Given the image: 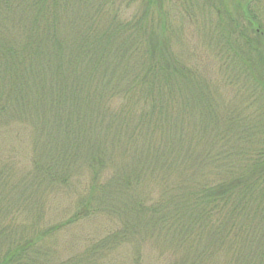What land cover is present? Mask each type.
Masks as SVG:
<instances>
[{
    "label": "trees",
    "instance_id": "1",
    "mask_svg": "<svg viewBox=\"0 0 264 264\" xmlns=\"http://www.w3.org/2000/svg\"><path fill=\"white\" fill-rule=\"evenodd\" d=\"M81 1L0 0V134L20 145L19 130L33 131L31 172L0 166V215L17 188H72L89 173L66 220L18 239V221H0V264H108L126 245L136 264L147 245L157 264H264V0L231 12L209 2L228 84L263 104L246 114L171 50L153 0L129 19L116 0ZM144 183L153 189L142 194ZM102 215L118 222L82 254L47 245Z\"/></svg>",
    "mask_w": 264,
    "mask_h": 264
},
{
    "label": "rangeland",
    "instance_id": "2",
    "mask_svg": "<svg viewBox=\"0 0 264 264\" xmlns=\"http://www.w3.org/2000/svg\"><path fill=\"white\" fill-rule=\"evenodd\" d=\"M86 1L96 2L98 0ZM153 1L155 3L153 6L155 11L161 9L168 13L169 20H166L165 33L166 35L167 33L170 34L171 50L176 53L181 61L200 66L199 73L201 76L205 73L215 97L218 94L225 102H230L232 98H235L232 101L237 104V111L243 114H246L243 107H250L253 110L258 106H263L261 101L255 102L252 106H247L244 98L249 95V90L251 89L248 84L241 88L237 84H228V80L233 78L232 74L229 75L227 71H224L226 65L224 60H228L227 56L225 53H219L214 46V40H216L214 37H216L217 33L215 22L218 20L215 7L230 8L229 11L231 12L234 11L237 4L240 5L241 2L246 0ZM126 2H130L127 8H125ZM143 2L144 4H142V0H116L118 6L121 7L120 14L126 19H129L130 15L135 12L141 13L144 11L146 7L144 0ZM209 2L214 3L216 6L212 8ZM233 3L234 6H232ZM100 15L106 14L102 11L97 15L96 19ZM85 20H88V18ZM252 101L253 99L250 100V102ZM253 112L255 111L250 112L249 115ZM255 120H258V118L256 117ZM8 133L10 132L5 134ZM19 134L21 140L27 138L24 144L16 145L20 142L17 138L16 140L11 137L6 139L0 134V156L3 154L1 152L11 146L16 145L15 147L18 149V156H15L14 159L6 161L5 158L0 157V166L9 162L13 165L14 173L17 176L31 172L30 146L33 131L31 128H22L19 130ZM9 140L11 141L9 142ZM88 174L87 171H84L72 188L55 187L48 191L38 190V192L35 191V188H31L24 195H22V190L19 188L13 190L11 205L7 211L9 215H0V221L5 223L18 221L12 229L13 237L18 239V235L21 234L31 235L27 230H31L39 224L43 227L66 220L77 209V200L81 193H84V183ZM81 181L82 183H80ZM152 189V185L144 183L140 192L145 194ZM117 222L108 215L84 219L81 222L66 226L62 229L63 231L60 230L61 232L59 231L60 233L53 236L47 245L51 250L55 249L56 255L63 259L68 258L71 254H82L89 244H87L88 239L90 242L91 239L95 240L98 239L97 237L105 235L109 230H112ZM143 249L142 263L157 264L154 260L157 256L156 249L152 245H147ZM133 262V249L126 245L116 250L108 264H136Z\"/></svg>",
    "mask_w": 264,
    "mask_h": 264
}]
</instances>
